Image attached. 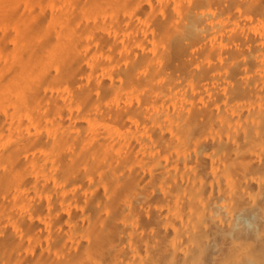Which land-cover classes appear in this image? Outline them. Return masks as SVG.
<instances>
[{"label":"bare ground","instance_id":"bare-ground-1","mask_svg":"<svg viewBox=\"0 0 264 264\" xmlns=\"http://www.w3.org/2000/svg\"><path fill=\"white\" fill-rule=\"evenodd\" d=\"M20 1L0 0V11L15 5L24 16L16 22V63L33 72L19 81L15 111L6 107L0 117V200L4 188L27 187L24 214L51 227L54 264H264V0H149V12L148 0H122L108 10L106 27L122 35L129 23L125 59L117 40L112 49L102 43L108 0L70 2L57 43L55 30L39 29L47 12L23 13ZM59 61L67 103L51 98L47 114L31 111L40 140L9 146V131L28 127V95L42 100ZM78 74L94 88L81 90ZM32 170L37 180L25 183ZM44 198L45 212L37 203ZM61 202L70 211L68 242L58 235ZM13 211L0 207V232L10 219L26 240L41 241V230L32 233ZM14 237L0 264H26Z\"/></svg>","mask_w":264,"mask_h":264},{"label":"rangeland","instance_id":"rangeland-1","mask_svg":"<svg viewBox=\"0 0 264 264\" xmlns=\"http://www.w3.org/2000/svg\"><path fill=\"white\" fill-rule=\"evenodd\" d=\"M29 1H30L31 4L29 3ZM29 1L28 0H21L20 1L21 4H22V12L23 13H32V15L33 14H37L38 15L41 11H46L47 13H46V16L45 17H47V18H45L46 20H44L43 22H41L39 24V26H40L39 29L40 30L42 29L41 31H52V32H54V30H55L56 32H54V35H55V39L57 40L56 41V43H57L59 41L60 31H61L59 29H61V27L63 26V22L62 21L65 20V18L68 19V16L69 17H72L70 14L69 15L67 14L68 13L67 11H69V8L71 7V4L72 5L75 4L74 3L75 0H70V1L69 0H60L61 2L59 0L58 1L57 0L56 1L55 0H36V1L35 0H29ZM43 1H44V4L45 5L43 4ZM82 1H83L84 4H87V3H90L92 0H82ZM121 1L122 0H116L115 2L114 1L111 2V0H108L105 3L107 5L102 10L104 12V14H103L104 17H102L103 21L100 23L101 26L99 25V30L101 29V32H102V35L101 36L103 38L102 40L104 41V42H102V43H104V49H107V48L108 49H112V48H114L115 47V40H117L118 43L121 45L120 46V48H121L120 57H122V58L124 57V59H125L126 54H125L124 48L127 47V36L126 35H128L130 33V31L128 30L129 29V26H128L129 23L126 21V23H125V25H126L125 27L126 28H125L124 33L122 35H117L116 33H113L109 27H106L107 24L109 26L112 23L111 20H109L106 17L107 15H109L108 12L109 11L111 12V10H112V12H111V14H112V13H114L113 11H116L117 9H119V6H120L119 3ZM127 1L128 0H123L124 4H126ZM45 2H47V3H45ZM48 2H51V3H48ZM55 2H57V4H54ZM70 2H72V3L70 4ZM148 2H149V5L146 3L147 4L146 5L147 6L146 7V10L149 8V11H150V9H151L152 6H151V3H150L149 0H148ZM33 5H34V7H33ZM54 5H57V8L59 10V11H57L58 12L57 13L58 17H57V15L54 12V8H53ZM15 8H16L15 5H7L6 7L3 8L4 10L2 9L0 11V22H1L0 23V33L2 34L0 36V51L2 53V54L0 53V71L2 70L1 73H0V89H3L4 90L3 93H4V96L5 97H3V98L5 100L8 99L7 100L8 102L7 101L4 102V99L3 98L0 99V108H1L0 109V112H1L0 113V117L1 118L2 117L4 118L6 116V114H7L6 111H5V108L6 107H9L10 106L11 108L9 107V109L11 111H15L14 110L15 107H14L13 101H14V98H16V96L19 95V94H17V93H19V90H18L19 89V81H20L21 78H24V77L25 78H30V76L32 74L31 72H33V71H29V73H31V74H29L27 70L21 68L19 66V64L16 63L17 62L16 61V59H17V55H16V52H17V49L16 48H17V46H16V42L14 40V37L15 36H18V34H19L18 33V30H17V27H16L17 26L16 25L17 24L16 22H18V21L21 22V19L18 18V17H24V16L22 15V13H19L18 9L16 10ZM61 9H62L63 12H61ZM84 9H86V8L84 6H81V8H80L81 14L84 17H88L89 18V14H88V12H86L87 10H84ZM10 10H12V11H10ZM144 10H145V7H144L143 11ZM2 13H3V15H2ZM143 13H145V12H143ZM50 14H52V15L50 16ZM60 16H62V17H60ZM53 17H54V19H53ZM61 19H62V21H60ZM13 22H14V25H13ZM46 22H47V25H46ZM61 22H62V24H61ZM140 23L142 24L143 22H140ZM42 24H43V26H41ZM58 26H61V27H58ZM7 27H10V31H9L10 32V35L6 37V33H7V29L6 28ZM49 27H52L53 29L52 28H49ZM11 32H12V35H11ZM14 34H16V35H14ZM4 35H5V37H4ZM10 37H12V38H10ZM6 39H8V40H6ZM149 40H150V43L151 44H153L155 42L153 35H150L149 36ZM26 41L27 42L25 43V45L29 43V40H26ZM5 43H7V44H5ZM3 44H4V46L6 48L3 46ZM102 49H103V46H102ZM144 49H145V52L147 54H153L154 53L153 46H150L148 48L145 47ZM3 51H6L8 53L10 52V53H9V55L7 54L6 56L3 57ZM106 51H108V50H106ZM130 52H132L131 54H133L134 56H137L139 54V52H135L133 50H130ZM23 57L26 58V55L24 54ZM102 57H104V55ZM107 59H109V58H107ZM15 63H16V66H15ZM58 63H62V67L60 69H58L59 67H57V64ZM58 63L57 62L56 63H53V65L51 66L52 67L51 72L54 73L53 74L54 75V78L50 81L51 83L48 82L47 83V86H44V96H43L42 100L37 103V101H34L33 98H31V95L32 94H29L28 95V98L26 99L27 102L22 107L26 111V114H27L26 116L28 118V123H27V126L28 127H27V129H25V131H26L27 134H25V131H23V133H22L23 135L21 134L22 136L20 134H18L16 136V134H13V133H11L9 131V136L10 137H9V139L8 138L6 139L7 140V143L6 144H8L10 142L8 144L9 146L11 145V141H13L12 142L13 144H16L17 143L20 146V145H23V144H26V143H32L33 144L35 141L37 142V141L40 140V138L42 136L40 134V132H33V130H32V129H34V127H37V125L34 124V127L32 126V128H31V125H32L31 124V120H30L31 119L30 118L31 111L36 110V111L42 112V114H47L49 112V109H47L45 105L48 104L49 106H53L55 103H52V102H54V101L56 102L57 98H61L63 100L62 101L63 104H66L67 103V101H65V100H67V99H65L66 98V95H65L66 93H65L64 89H61L60 88L61 85H62V87H64L63 81H65V78H64L65 77V75H64L65 66H64V62H62V61H59ZM10 65H11V67H10ZM7 66H8V68H7ZM15 68H17L18 70L15 69ZM19 68H20V70H19ZM55 70L56 71L58 70L59 72L58 71L56 72ZM16 71H19V72L17 73ZM34 71H36V70H34ZM57 73H60V74H57ZM55 74H56V76L58 75L57 76L58 79L56 78ZM77 76L75 77L76 78L75 80H78L77 81L78 82L77 85H78V87L81 90L85 91V90L94 88V83H93V81H92V79H91L90 76H88L87 74L84 75L85 76L84 78L82 77L83 75L82 76L81 75L79 76V74H78ZM46 78L47 77H45V79ZM6 79H8V80H6ZM60 80L62 81L63 84L60 83ZM107 80H108L107 82L109 84H112L113 83V80L111 78H108ZM10 84H14L17 87L16 90H18V91L15 90V93H13L12 91H10V89H7L10 86ZM49 85H50L51 88L49 87ZM55 87H56V90L54 89ZM51 90H52V92H50ZM60 91H61V93H60ZM13 96H14V98H13ZM61 96H63V98L65 100ZM51 98H53L52 100H54V101H52ZM10 101H12V102H10ZM6 105H8V106H6ZM29 107H32V108H29ZM3 110H4V112H3ZM46 128H47V126L44 125V129H46ZM0 131H1V129H0ZM1 137H2V139H1ZM38 137H40V138L38 139ZM33 139H35V140H33ZM3 140H4L3 139V136L1 135L0 136V141H1L0 144L1 145L4 144ZM23 159L24 160H27V158L25 157V155H23ZM33 172L34 171L32 170L29 173L28 172L26 173V175L23 178V180H24L25 183H30V182H33V181L37 180V176ZM50 186H51V188L57 187L56 186V182H55L54 179H52V182L50 183ZM20 188L22 190H20ZM57 189H58V192H59V198L62 199L64 197V195H65V192H64V190H63V188L61 186L57 187ZM18 190H20V191H18ZM9 192H11V193H9ZM20 192H21V194H20ZM31 195H32L31 192L28 191V189H27L26 186H24V187H21V185H18V187L17 186H12L11 188H8L6 190L4 188L3 195H2L3 196V199L0 200V207H3L5 205H7V204H11L12 207H13V210H15V212L13 211V214H15V216L16 215L19 216V217H16V218H18V220L21 217L20 220L22 221L23 220L22 218L25 216L24 213L27 211V209L30 211L29 208H26L27 206L24 203H25V201L28 198L31 197ZM37 201H38L37 202L38 205H40L39 204L40 202L42 203L41 204L42 207L41 206L40 207L42 208V211L43 212H45V210H47V208H48L47 211H49V201H50L49 198H44L42 200H37ZM40 207H38V208H40ZM39 210H41V209H39ZM81 212H82V210H80V209L77 210V213H81ZM27 216H25L24 217L25 220H23V221L26 222V220L28 218L27 223L24 222L25 227H27V226H28L27 228L30 227V230H31L32 233H34L32 231V229H35L37 232L39 230H41V231H39V233L40 232L43 233L42 235L40 234V236H42L41 237V241H39L38 243H35V242H33V240L31 238H29V239L26 240L22 236L24 234V231L18 227L17 223H15L14 221H11L10 219H5L4 222L2 223L4 230L0 232V250H2L3 248H6L7 247V244L9 242H10V244H11V242H14L15 240L11 241V238L13 239V237L18 234L17 236L14 237V239L16 238V242L20 245V249H22V251H25V254H27L26 255V258H27L26 264L27 263L30 264V263H32L35 260L37 261L36 264H42L44 262L47 263V264H52V263L54 264L56 261L53 260V256H52L53 249H52L50 243L46 240L47 234H50L51 227L49 225H47V228H45L44 222H43V220L41 218H35L33 216L32 217H29V216L27 217ZM57 217H58V221H59V231H60L58 235L61 236L65 241L68 242L69 241V238H70V225H69V221H68L69 220L68 218L70 217V211L67 208H65V205H64L63 202H61L60 203V206H58ZM23 221H22V223H23ZM37 229H39V230H37ZM24 230L26 231V228ZM30 230L28 229L27 231L29 232ZM13 234H14V236L12 237ZM36 235H38V233ZM30 248H32V249H30Z\"/></svg>","mask_w":264,"mask_h":264}]
</instances>
